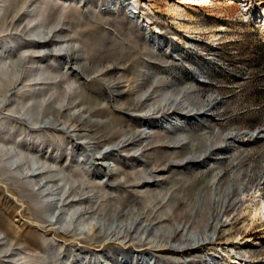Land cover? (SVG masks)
I'll use <instances>...</instances> for the list:
<instances>
[{"label":"rangeland","instance_id":"374dc122","mask_svg":"<svg viewBox=\"0 0 264 264\" xmlns=\"http://www.w3.org/2000/svg\"><path fill=\"white\" fill-rule=\"evenodd\" d=\"M133 1L0 0V85L19 93L22 67L47 84L11 110L56 100L37 126L3 111L0 141L28 153L24 177L52 171L41 187L69 191L39 199L0 163V218L40 264H264V220L248 213L264 202V38L235 0ZM30 43L50 46L19 68ZM220 210L223 237L197 238ZM22 250L0 233V264H27Z\"/></svg>","mask_w":264,"mask_h":264},{"label":"bare ground","instance_id":"6f19581e","mask_svg":"<svg viewBox=\"0 0 264 264\" xmlns=\"http://www.w3.org/2000/svg\"><path fill=\"white\" fill-rule=\"evenodd\" d=\"M133 3L135 5L136 9L139 10L141 8V4L138 3V0H134ZM207 3L209 4V2L207 0L200 2L201 5H206ZM234 8H235L236 12H238V14L241 15L242 19L245 22H247V23H255V25H256L257 29L259 30L262 38H264V0H235L234 1ZM35 10L36 9H34L33 12ZM43 14H40V15L36 16L35 19L37 20V18L40 17L45 22V15H43ZM18 15H19V13H18ZM27 17L30 18V15H27ZM34 20H30V21L33 22ZM41 29L46 30V29H48V27H47L46 24H42L39 27H36V28H34L32 30H28L27 33L28 34H30V33L45 34V32L41 31ZM6 31H8V27L7 26L4 27V30L2 32H6ZM25 32H26V30L22 31V33H25ZM52 32L53 31H50V34ZM154 33L155 34H159V33H161V31L158 30V28L155 27ZM214 37H216L214 39L217 40V35H215ZM30 45H31V47L28 46V47H24V48L21 49L20 55L18 56L19 61H20V63L18 64L19 68H21V66H22L21 62H23V66H25L27 63H32L33 62L34 56L26 57V54L27 53H31L33 48H35V49H46L48 46H50V45H47V44L41 45V44H36V43H30ZM53 45H58V44L53 43ZM29 72H31V70L25 69L24 67H22V69L19 70L20 75H19V78L15 81V83L16 82L18 83V82L21 81V83L23 85V87L21 89L22 92L20 91L19 93L12 94L9 98L7 96L10 93V90H9V86H7V82H5L6 84L3 85V86L0 85V114L3 111H9V112H12V113L20 114L22 116H25L27 119H19V118L18 119H12L14 124L26 123V124H30L32 126H37L39 123L43 122L46 119L50 120V117L47 116V114H48L49 111L53 110V105H54V102L56 100L54 102H52V103L47 104V105H46L45 101L43 100V102L40 103L39 108H36L35 105H33L32 108H28L26 102L29 103V100H26L25 102L21 103L18 106L17 109L11 110V108H10V106H11L10 99L11 98H13V97H15L17 95V99L22 100L25 97V94L27 92H32L39 85H42V86H44V85L46 86L47 85L45 83H42V84L34 83L33 84L32 76H26V74H28ZM36 72H37L36 75H38V76L42 75L43 76L46 71L45 70L42 71L41 69H38ZM1 73L4 76H6V74L3 71V69H2ZM39 80H42V81L45 82V81H49L51 79H50L49 75H47V77L44 75L42 78H39ZM3 95H4V98H3ZM5 98H7V99H5ZM5 100H7L6 103H5ZM182 102L183 101L179 102V99L169 100L167 102V105L169 103H171L173 105L178 104V106H181ZM61 108H63V107H61ZM9 145L10 144L8 143V141L6 142L5 139H4V141H0V163L7 162L8 160H16V162H14L12 164V169L8 168V170H6V171L11 173V174L17 173L18 175L22 176L20 181H22L24 185H26V184H30L31 185V183H34L35 187H39L38 192L35 193V194L33 193L32 194L33 196H36L39 199L41 198V199L49 200V199H51L53 197H60V196H62V198H64L65 196H67L69 194V191H66L65 189L60 188L59 185L57 184V182H55V184H53L52 189H47L46 190L45 188L48 187V186L41 187V182L43 181L42 179L46 178V176H49L50 173H52V171L48 172L47 174H44V175L26 176V177H24L25 172H27V171L30 172V170H31V168H30L31 160H29V158H28V153L21 147H17V148L15 147V148H13V150L9 149L8 148ZM130 146H132V145L131 144L129 146L127 145V147H130ZM213 152H214V150L210 149V150H208L205 153V155H208V153L210 155H212ZM12 154H13V156H12ZM9 157H11V158H9ZM194 161H195V159H191V160L188 161V164H191ZM48 162H46V161L43 162L44 164H42V166H43L42 168H45L46 167L45 165L46 164L48 165ZM18 163H20L21 165H17ZM15 166H16V168L14 169ZM97 178H98L97 176H94V179H97ZM58 182L61 183V182H63V180L60 179V180H58ZM76 182L77 181H74V183H76ZM240 187H241V189L243 188L242 190H244V188H245V186H243L242 184H240L237 181V183L229 184L228 190L231 189V188H234L236 191H238L240 189ZM47 192H48V194H46ZM71 194H75V193L73 192ZM260 196H261V194H260ZM253 198H255V197H253ZM246 200H247V198L245 199V201ZM255 201H257V199L254 200V202ZM248 203H249V201H248ZM248 205L250 206V204H248ZM47 208L50 209V210H53V208H54L53 207V203L52 202L49 203L47 205ZM221 212H222V210H220V212L218 213L216 219H214L213 222H210V223L207 224V226L205 227V230L203 232L196 233V237L197 238H202L204 235L206 236V235H209L210 233L213 234L214 236H218V237L222 236L223 237V233H222L221 229L223 227H225V226L221 223V221L219 219L220 216L222 215ZM248 213L251 215L252 220H254V221L258 220V221L262 222L264 220V202L259 203L255 208L252 209L251 212H248ZM34 221L35 222L37 221V223H48V222H46L44 220H38V218L36 220H34ZM57 224H61L62 225L63 221H58L56 224H51L50 225V227L53 228L52 230L55 231V232H56V229H55L54 226L57 225ZM133 229H134V227H125V228H122L121 230L122 231L124 230L125 234L127 236H130L132 234V232L133 233H137V229H134V230ZM149 229H150V226L146 225V227L143 230L147 232V231H149ZM154 230H156V229H154ZM0 233H3L5 235V239L12 240L13 242L15 241L19 246L23 247V250L21 252L19 251L17 256H24L25 262H27V264H40L41 258L39 256V254L36 253V254L31 255V254L24 253V252L29 251V249H30V245L29 244H31V243L22 240V238L20 236L16 235L14 233L13 228L8 224V222L6 221V219L4 217L0 218ZM108 237H110V236H108ZM61 238L66 240L67 239L66 238V234H63ZM237 238H238V234L235 235V237L233 239H237ZM184 243H186V242H184ZM235 261L240 263L242 260L237 258Z\"/></svg>","mask_w":264,"mask_h":264}]
</instances>
